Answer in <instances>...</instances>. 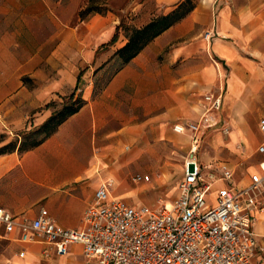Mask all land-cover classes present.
<instances>
[{"label": "crops", "instance_id": "0c3cea01", "mask_svg": "<svg viewBox=\"0 0 264 264\" xmlns=\"http://www.w3.org/2000/svg\"><path fill=\"white\" fill-rule=\"evenodd\" d=\"M7 1L13 4H3L4 6L0 7L1 13H30L43 10L42 0ZM112 1L115 4L118 3V0ZM182 1L184 0H150L156 7L166 8L164 15L173 11ZM76 2V0H65L64 2L68 8H71V16H73L76 4L81 3L86 6L88 3L87 0ZM125 2L130 4L131 0H125ZM125 4L124 6L127 5ZM139 6L137 5L133 11H137ZM254 10L251 4L247 6L237 3L224 8L213 23L212 37H208V45L212 55H215L222 62H230L232 65L228 91L224 101V106L232 105L230 114L233 131L227 145L231 151L238 154L236 159H230L231 163L235 164L242 160L241 145H244L247 152L253 153L255 150V153L259 155L258 161L247 167L245 172L239 174L236 166L215 159L216 148L214 149V147L219 135L210 132L207 139L202 142L205 132L201 135L198 134L200 137L198 151L200 163L203 165L226 164L233 170L235 183L240 186L246 185L253 173L260 172V165L264 162V154H259L257 151L263 141L260 122L264 120V68L256 66L257 60L264 67V4L258 12ZM197 17L192 12L181 21L180 26L171 27L164 31L115 76L114 89L115 93H119L121 90L119 94L121 101L125 97L122 89L126 85H130L132 90L134 89L130 99L132 107L136 110L139 105L138 85L143 82V79L140 78L142 76L148 78L145 89L146 96H149L147 105L150 104L153 111L151 112V120L146 123L137 121L138 113H132L130 120L118 119L109 126L112 129L108 131L106 118L97 116L96 103L89 99L88 94L86 97L84 96L85 104L83 107L62 123L55 133L37 147L20 153L19 148L22 139L20 135L14 134V132L24 130L27 126H29L27 130L42 126L53 113L51 109L43 108L54 101L58 94V96L65 97L72 94L76 87L80 89L81 81L78 84L79 73L75 75L72 70L74 66L72 64L73 55L69 53L60 54L58 52L59 45L54 51V60H65L66 66L54 68V76L52 75L51 79H47L45 84L30 88L23 83L22 77L26 75L36 79L43 77L37 70L20 72L10 68L1 69L0 133H7L8 140L7 142H0V149L8 146L13 139L16 143L14 149L0 154V206L20 220L28 222L35 219L39 211L44 208L61 227L80 229L82 217L93 202L95 192L107 175V167H109L108 137L114 138V142H116L115 150L110 152V157L116 162L113 160L111 162L118 164L120 169L124 165L131 166L140 157L138 151L130 147L128 152H125V144L132 146L140 140L157 142L168 140L179 145L183 141L184 143L187 142L188 138L191 144L193 132L190 129L185 130V127L183 132H175L172 129V121L178 120L182 116L186 118L198 116L194 111L195 101L191 100L189 96L206 93L210 90L216 80L217 67L211 64L208 69L204 70L202 63L199 62L189 68L183 65L175 69L174 66L179 60L184 58L188 60L192 56L186 47L170 53L164 59L161 67L154 64V68L148 69L145 67V63L149 61V58L154 59L158 56L162 49L186 30L199 26L200 20ZM92 18L88 23V27L92 31H97L105 24L104 20H101L103 17L99 14L92 16ZM10 20V16H3L0 22H9ZM60 23L68 28L72 25V21L68 17L62 19ZM111 23V26L106 27H112L113 33H115L120 24L118 22ZM58 27L60 24L54 21V28L58 29ZM67 34L69 33L67 32ZM123 39V44L119 49L128 41L126 36ZM235 42L241 43L244 50L249 51L253 58L243 57ZM106 43L101 44V46ZM74 44V39L66 38L64 41L62 40L61 46H71L70 49H73ZM247 83L250 84L249 87ZM178 89L180 91H177ZM186 131L188 132L185 133ZM177 135L180 136V141H176L175 136ZM255 141H257V146ZM222 142L224 143V141ZM189 150L190 146L188 153ZM127 170L132 171L133 168H127L124 173ZM183 175L184 164L181 178ZM135 176L132 177L135 184L146 182L145 180L134 181ZM141 176L149 177L147 174ZM133 192L138 191L130 189L119 192L117 195H113L111 191V196L128 203L135 209L141 207L155 208L144 204V200L134 204L127 199H121ZM178 196L177 183L175 199ZM213 197L212 195L210 200H213ZM251 215L255 219V239L260 249L255 261L257 264H264V207L251 210ZM18 236V231L11 234L7 233L5 226L0 222V264H88L80 245L69 246L68 253L64 256L53 255L50 258H45L42 255L45 246L41 241L30 244L22 243ZM21 253H24L23 257L20 256Z\"/></svg>", "mask_w": 264, "mask_h": 264}, {"label": "rangeland", "instance_id": "374dc122", "mask_svg": "<svg viewBox=\"0 0 264 264\" xmlns=\"http://www.w3.org/2000/svg\"><path fill=\"white\" fill-rule=\"evenodd\" d=\"M76 1L78 2V0ZM87 1L86 6L81 3L75 5L73 16H71V8H68L64 3L65 0H42L43 10L41 12H0V19L3 16H10L11 19L9 22H0V70L3 68L15 69L20 72L24 70H37L43 77L36 79L26 75L22 77L23 83L30 88L45 84L47 83V79H51L52 75L54 76V68L66 66L65 60H54V51H56L59 45L58 52L60 54L66 55L69 53L73 55L74 61H72V64L74 66L72 70L75 75L78 73L82 75L81 86L80 89L77 87L76 95L85 101L84 96L86 97L89 94V99L93 103H96L95 111H97V116L106 118L108 131L112 129L109 126L116 120L121 118L123 121L130 120L132 113H138L136 120L139 122L146 123L150 121L153 107L150 104L147 105L149 96H146L145 90L148 79L146 76L140 78L143 79V82H140L138 85L139 105L137 110L132 107L130 96L132 91L134 93V89L132 90L130 85H126L122 89L123 96H125L123 101H121L119 95L121 90L119 93H115L113 82L115 76L127 66V64L123 65L122 58L118 57L116 52L123 44L124 36L127 37L128 34L139 26L164 15L163 13H166V8L156 7L150 0H131L130 4H127L125 0H118L117 4L112 0ZM124 3L127 5L125 4L126 6H124ZM236 3L247 6L251 4L255 9L254 11L258 12L263 7L264 0H190L189 6H193V10L188 15L192 12L195 16L197 15L198 20H200L199 26L186 30L181 36L174 39L168 46L162 49L158 56L154 59L149 58V61L145 63V67L151 69L154 68V64H158L161 67L164 59L170 53L184 47L189 49V54H192V56L188 60H185V58L179 60L176 66H174L175 69L183 65L189 68L199 62L202 63L204 70L208 69L211 64L217 67L216 80L210 90L206 93L189 96L191 100L195 101V107L194 105L193 107L198 116L179 117L178 120L172 121V129L174 130V127L177 125L185 127V130L190 129L191 124L201 125L199 134L201 135L205 132L202 142L207 139L210 132L219 135L220 140L219 138H217L218 140L216 139L214 147V149L216 148V153L214 152V155H216L215 159L223 160L236 166L239 174H242L247 167L258 161L259 155L255 153V150L253 153L247 152L244 145H241L240 154L242 160L237 161L235 164L231 163L230 159H236L235 157L238 154L231 151L227 145L233 131L231 124L232 116L230 114L232 105L224 106V101L228 91L232 65L230 62H222L215 55H212L208 45V37H212V26L214 21L217 20L218 15L224 8ZM3 4L10 5L13 3L7 0H0L1 8L4 6ZM137 5H140L137 11H133ZM88 7L95 10L88 15H80V12ZM120 7L125 8L121 9ZM98 14L103 17L101 20H104L105 24L97 31H92L88 27V23L93 19L92 16ZM66 17L72 21L70 28L60 23ZM54 21L60 24L58 29L54 28ZM181 21L172 27L177 28L180 26ZM111 22H118V24L122 22V28H127V31L121 28L115 44L101 46V44L109 42L114 34L112 27H106L111 26ZM128 31L129 33L127 34ZM66 38L74 39L75 44L73 49H70L71 46H61L62 40L64 41ZM153 42L154 40L146 47ZM235 44L242 52L243 57L253 58L249 51L244 50V46L241 43L235 42ZM256 66L264 68L261 62L257 60ZM249 85L247 83L248 87ZM87 90L89 92L86 93ZM177 91H180V89ZM58 95L55 96L54 101L60 103L61 99ZM70 95L68 94L65 97H69ZM126 97L127 99H125ZM207 97H221V108L219 110L212 109V103L207 100ZM206 119L207 121H205ZM28 127L14 132V134L20 135L23 148L31 147L44 137L43 132L35 131L37 128L27 130ZM16 139L19 140V138ZM175 139L176 141H180V136H175ZM7 140L8 134L0 133V142H7ZM11 143L15 144L16 141L13 139ZM115 143L114 138L111 137L110 139L108 137L107 156L109 167H107V175L104 182H112V187L110 188L112 194L117 195L119 192L135 189L140 194L133 192L121 199H127L134 204L143 202L144 200V204L154 207L174 202L175 187L182 176V167L188 153V148L191 145L189 138L187 142L184 143L183 141L179 145H175L174 142L168 140L160 142L140 140L132 146L125 144V152H128L130 147L137 150L140 157L131 166L124 165L121 169L118 164L114 163L116 161L110 157V152L115 150ZM255 143L257 146V141ZM112 160L114 162H111ZM127 168H133V170H127L124 173ZM137 174H147L150 179L146 180L145 183L135 184L132 181V177Z\"/></svg>", "mask_w": 264, "mask_h": 264}, {"label": "built area", "instance_id": "2783aa9c", "mask_svg": "<svg viewBox=\"0 0 264 264\" xmlns=\"http://www.w3.org/2000/svg\"><path fill=\"white\" fill-rule=\"evenodd\" d=\"M207 100L212 109L221 108V97ZM200 128L190 125L193 138L178 182L179 196L170 204L135 209L112 198V182H103L80 229L61 227L44 208L28 222L0 206V222L7 233L18 231L22 243L41 241L45 258L64 256L69 246L80 245L88 264H257L260 249L251 210L264 207V162L246 185H237L226 164L200 163ZM260 129L263 141L257 151L264 154V120ZM174 131L183 132L184 127L177 125Z\"/></svg>", "mask_w": 264, "mask_h": 264}, {"label": "trees", "instance_id": "16d2710c", "mask_svg": "<svg viewBox=\"0 0 264 264\" xmlns=\"http://www.w3.org/2000/svg\"><path fill=\"white\" fill-rule=\"evenodd\" d=\"M189 5L190 0H184L170 13L151 20L144 27L137 28L130 34H128V31V35L126 34L128 39L127 43L116 52V55L122 58L123 65L128 64L132 59H134L156 37L183 20L193 10V6ZM94 10V8L88 7L84 11L80 12V15H88ZM122 25L123 24L121 22L120 25L116 28V31L111 40L104 45H113L117 42L119 30H121ZM122 29L127 31V28L125 27ZM81 76L82 75L79 74L78 84L81 81ZM77 89L78 88L76 87L75 91L69 97L59 96V98L61 99L60 103L52 101L43 108L53 110L52 116L42 126L35 130L36 132H43L44 137L38 140L29 148H23V144L21 143L19 148L20 153L35 148L43 143L45 139H47L57 131L58 127L62 123H64L72 115L76 114L83 107L85 102L82 100V98L76 95ZM59 106L61 107L60 109ZM14 146L15 144L10 143L8 146L0 149V154L6 152L7 150L10 151L14 149Z\"/></svg>", "mask_w": 264, "mask_h": 264}]
</instances>
